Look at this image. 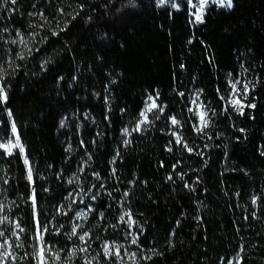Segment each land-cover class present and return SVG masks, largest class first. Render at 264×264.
Returning a JSON list of instances; mask_svg holds the SVG:
<instances>
[{
	"label": "trees",
	"instance_id": "1",
	"mask_svg": "<svg viewBox=\"0 0 264 264\" xmlns=\"http://www.w3.org/2000/svg\"><path fill=\"white\" fill-rule=\"evenodd\" d=\"M231 2L208 3L195 23L186 0L176 9L158 0H0L1 38H26L17 56L0 40V63L4 45L12 52L0 79V144L16 137L23 149L0 148V193L24 240L13 264H34L37 228L46 242L66 243L74 209L61 212L82 154L84 174L109 176L118 189L89 217L101 213L91 227L96 263L116 264L100 243L123 239L121 199L137 228L121 264H227L236 254L238 264H264V0ZM239 74L249 79L242 111L228 103ZM194 92L206 111L200 132ZM148 96L149 123L123 143Z\"/></svg>",
	"mask_w": 264,
	"mask_h": 264
},
{
	"label": "rangeland",
	"instance_id": "2",
	"mask_svg": "<svg viewBox=\"0 0 264 264\" xmlns=\"http://www.w3.org/2000/svg\"><path fill=\"white\" fill-rule=\"evenodd\" d=\"M160 5H169L172 8H178V0H158ZM13 3L12 0H9ZM189 13L193 22L198 23L202 20L205 7L208 3H214L218 6L229 8L228 0H186ZM203 8L201 9V4ZM232 5V2L230 0ZM31 17L40 20L41 12H32ZM199 17V19H197ZM30 35V33L28 34ZM3 42L15 46V56L21 55L25 50V36L16 31L11 38H1ZM8 43L5 46V63H0V79L4 72V64L12 62L10 46ZM235 86V87H234ZM249 79L243 74L229 80V96L228 103L235 110L242 111L247 105ZM153 104L155 107H153ZM156 108V103L153 97L148 96L145 99L143 109L134 125L126 127L122 130L121 136L123 143L128 141L129 135L132 131H138L144 128L149 123L150 113ZM190 109L196 116L195 130L200 132L206 125V111L201 104L198 94H192L190 101ZM203 117V119H201ZM172 125V136L176 142H180V135L178 132L179 126L177 122ZM0 148L6 152H10L14 148L21 150L19 142L16 137L11 141L0 144ZM66 149L69 150V155H73L77 148L71 145L67 140ZM23 152V151H22ZM28 168V162L26 163ZM89 166L88 157L86 154L75 159L73 171L71 172L68 182L71 188L65 197L63 206L65 210L73 208L74 212L70 220L66 223L67 231L65 232L66 243L63 246L52 245L46 242L44 238V230L37 228L33 234L29 236V243L32 249L34 264H53L52 258L57 260L56 264H98L95 261V248L92 244L93 238L91 227L98 226L101 213L98 212L96 219L89 220L90 214L95 211L96 202L103 194L108 193L110 196L116 197L113 193L118 192V189L109 190L110 180L109 176L102 177L97 173L90 172L89 176L84 174L86 168ZM88 173V172H87ZM112 173V172H110ZM111 191V192H109ZM121 199L116 202V221L120 225L121 241L103 240L100 243L101 253L105 259L113 257L116 264H121L125 258L126 243L129 245L135 243L136 231L134 221L127 210L121 203ZM83 237V239H81ZM22 228L16 215L13 214V209L10 202L3 198L0 193V264H13L14 260L19 257L23 245ZM239 255H234L227 264H238Z\"/></svg>",
	"mask_w": 264,
	"mask_h": 264
},
{
	"label": "snow or ice",
	"instance_id": "3",
	"mask_svg": "<svg viewBox=\"0 0 264 264\" xmlns=\"http://www.w3.org/2000/svg\"><path fill=\"white\" fill-rule=\"evenodd\" d=\"M13 3H15V0H12ZM228 7H231V3L230 0H228ZM203 8V3L201 4V9ZM197 19H199V17H197ZM235 87V86H234ZM0 99H3L6 101L7 97L6 95H4V90L2 88H0ZM153 107H155V105L153 104ZM201 119H203V117H201ZM173 123L175 124L176 121L173 120ZM13 131L15 132V128H13ZM179 142V141H178ZM21 151H23V149L21 148ZM25 163H27V161H25ZM29 178H31V174H29ZM81 239H83V237H81Z\"/></svg>",
	"mask_w": 264,
	"mask_h": 264
}]
</instances>
